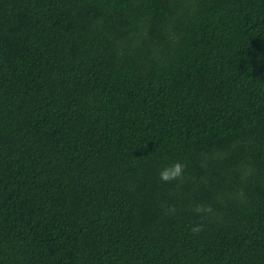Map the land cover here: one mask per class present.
<instances>
[{
  "label": "trees",
  "instance_id": "obj_1",
  "mask_svg": "<svg viewBox=\"0 0 264 264\" xmlns=\"http://www.w3.org/2000/svg\"><path fill=\"white\" fill-rule=\"evenodd\" d=\"M0 264H264V0H0Z\"/></svg>",
  "mask_w": 264,
  "mask_h": 264
},
{
  "label": "clouds",
  "instance_id": "obj_2",
  "mask_svg": "<svg viewBox=\"0 0 264 264\" xmlns=\"http://www.w3.org/2000/svg\"><path fill=\"white\" fill-rule=\"evenodd\" d=\"M185 165L180 162H175L167 167H164L159 172V179L161 182L169 183L174 180H178L182 178L184 172ZM201 209L198 207L196 211H200ZM200 227H193L191 231L193 233H198L200 231Z\"/></svg>",
  "mask_w": 264,
  "mask_h": 264
}]
</instances>
